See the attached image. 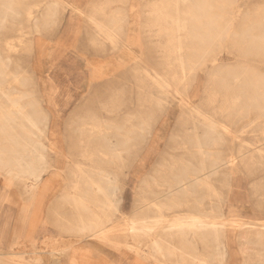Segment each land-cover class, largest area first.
Segmentation results:
<instances>
[{
  "label": "rangeland",
  "instance_id": "1",
  "mask_svg": "<svg viewBox=\"0 0 264 264\" xmlns=\"http://www.w3.org/2000/svg\"><path fill=\"white\" fill-rule=\"evenodd\" d=\"M64 1L0 0V16L10 19L2 28L0 24V61L8 74L0 83L9 99L18 103L17 108L8 107L10 121L0 124L9 133L0 137V264H134L136 257L145 264H172L170 251L168 262L159 261L149 253L153 240L128 230L131 221L148 216L143 214L154 203H167L172 194L185 193L177 183L182 178L174 162L194 164L195 160L177 148L194 129V122L184 123L185 104L171 98L166 106L146 103L158 89L150 86L145 72L167 75L177 71V47H167V37H156L158 29L147 27L152 6L159 0ZM101 5L104 12L97 20L119 34L118 45L97 36L89 25L88 17ZM216 5V16L223 18L221 37L215 39L211 51L202 46L199 54H193L192 40H186L184 62L190 67L197 59L189 76L191 105L224 122L218 113L223 94L218 93L213 103L206 101L210 80L215 78L220 91L221 83L235 78H221L220 70L239 65L264 79V53L242 56L236 45L244 19L256 16L242 12L263 8L264 0H216ZM224 10L238 13H221ZM250 23L248 41L261 38L263 44L264 24L253 28L252 20L246 25ZM8 43L16 48L9 50ZM165 48L171 50L168 65ZM144 82L148 84L140 89ZM5 102L12 104L8 99ZM150 111L154 117L147 114ZM243 124H247L245 134L238 132L240 124L235 125L239 139L224 141L218 152L221 156L245 154L255 164H240L235 170L231 191L222 190L221 210L229 220L262 224L264 162L258 151L264 149V136L253 117ZM82 171L95 175L110 195L116 208L110 218L103 216L105 203L88 200L98 190ZM215 176L211 175L212 183L221 188ZM201 189L195 191L199 197ZM210 204L206 199L202 207L208 209ZM98 224L104 232L99 239L82 232V226L96 228ZM249 227L230 225L221 238L222 261L212 258L208 263L264 264V248L244 236ZM188 237L198 257L204 248L197 237Z\"/></svg>",
  "mask_w": 264,
  "mask_h": 264
},
{
  "label": "bare ground",
  "instance_id": "2",
  "mask_svg": "<svg viewBox=\"0 0 264 264\" xmlns=\"http://www.w3.org/2000/svg\"><path fill=\"white\" fill-rule=\"evenodd\" d=\"M121 1L125 3L127 0ZM56 2H63L66 4V1L64 0H56ZM67 5L68 7H73V5H70L69 3H67ZM210 6L211 4L209 1L204 0H159L152 6L147 25V27L151 29H158L155 31L156 37H167V47H177L175 51L177 71L174 73H168L167 75H161L159 73L151 74L148 73V71L145 72V78L147 79V82L150 83V86L158 89L157 95H150L151 98L149 97L146 99V103L149 105L155 103L157 105L166 106V102L170 101L169 99L171 98L181 100V102L185 104L186 111L183 112V117L185 118L184 123L190 121L194 122V129L185 134V138L178 142L177 148L194 156L195 160L193 161L194 164L192 162L190 164L174 162V164H178L179 166V173H181L179 178H182V180L181 182L179 180L177 183L182 184L181 187L185 191L184 194H180L181 196H175L172 194V197H169L167 203H154L153 206L149 207L148 211L144 212L143 215H148L146 218L142 217L133 220L129 223V226H127L132 235L141 232L154 241L158 258L165 257V249L170 247L168 238H172L178 234L180 236L184 235L185 238H187L190 233H194L196 237L200 238L204 250L200 257L194 259L186 249L181 255V261L184 264H189L193 261L198 264H209L208 261L212 258L216 262H221L223 259V245L221 238L225 234L226 229L232 224L238 227H253H249L248 229L251 230L244 236L253 238L254 242L259 246L261 245V248H264V223H240L236 220H229L221 210L223 202L222 190L225 188L226 190L229 189L231 191L229 182L231 181L235 170L240 164L243 166L254 165V161L249 159L253 157L245 154L235 155L234 153L221 156L218 152L224 141H228L229 139L230 141L238 140L239 137L236 135L238 132H240V134H245L244 129L247 128V124H243V122L249 117H253L254 121H257L258 125L261 126L260 132L264 136V79L255 76V70H250L243 65H239V67L234 69L223 67L220 70L222 72L221 78L228 79L230 76L235 77L233 81L228 80L225 84L221 83L220 91L218 90L219 83L216 82L215 78L210 80V90L207 91L206 101L213 103L218 93L223 94L224 101L219 108L218 113L224 118V122L207 116L201 107L192 106L191 104L193 103L188 97L190 89L189 76L192 75L191 72L195 71L197 67V59L196 57L193 59L192 66L188 67L186 65L184 62V55L186 53L185 49L187 46L185 41L192 40V52L193 54L195 52L199 54L202 50V46H205V49L211 51L215 45V39L221 37L219 25L223 22V18H219L218 16L209 13ZM103 7L104 5H101L98 10H94L95 12L88 17L89 25L93 26L96 30L97 36H100L101 38L103 37L107 42L114 46L118 45L119 34L112 29H109L110 27L106 26V24L97 20V15L104 12ZM72 10L79 11L76 7H73ZM28 14L29 16L31 15V13ZM7 22H10L9 18L0 16L1 28ZM262 22V17L255 16L252 19L253 28L258 27ZM247 23L248 22H246L243 25V28L237 32L236 38L238 39V42L236 45L239 46L237 51L242 56L248 54L256 57L262 56L264 48L262 49L258 46L259 40H252V43L248 41L249 38L246 36V33H248L249 25L247 26ZM256 33H259L258 29H256ZM259 36L260 33L257 37ZM249 45H252V47ZM6 46L9 50H14L16 48L12 43H8ZM126 46L127 45L124 44V47ZM170 51L169 48H165L164 50V62L166 65H168V62L170 61ZM231 72L240 73L232 75L230 74ZM5 75L8 76L3 67V62L0 61V79ZM214 77H216V75ZM16 81L20 82V78L16 77ZM147 82L141 84L140 89H144L148 84ZM21 86L24 88V91L27 90L25 85ZM142 94L146 96L145 91H143ZM163 95H166V97ZM5 99H8L12 104L9 106L6 105ZM17 105L18 103L15 102L14 99H9V95L3 88V83H0V124L4 121H10L12 114L8 107L17 108ZM149 113L154 117L153 111H150L147 114ZM238 124H240L239 126H241V130L236 133L234 132V128L235 125ZM6 135H9V133L2 130L0 126V137ZM258 152L260 153L262 162H264V149H259ZM103 156L107 157L108 154L103 153ZM82 173L85 174L88 182L93 184L98 190V193L90 196L88 200L94 202L102 201L105 203L107 208L103 209V216L105 218H110L116 210L111 201L110 195L102 186L98 185L99 181L95 175L87 174L86 171H82ZM198 173H201L202 175L200 178ZM28 174H30V172ZM214 174L216 175V180L218 179L221 188L215 187L212 183L211 175ZM174 180L176 182L178 179ZM199 187H201V190L203 191L201 197H199L200 195L198 192L197 194L195 193L196 189ZM75 188L78 189L77 186ZM206 199L211 203L208 209L202 207ZM212 201H215V203L213 204ZM218 201L219 204L217 203ZM182 208H188V210L184 214L176 216L175 219L166 221L164 216L166 211H176ZM81 228L82 232L85 231L90 233L88 234V237L99 239L100 236L104 234L103 231L99 230V224L96 228L91 226H82ZM160 230L161 232L163 231V235H161L158 240H155L153 236ZM210 239L212 241L214 240L213 242L215 246L211 244L212 241ZM183 246L187 248L185 243L182 244V247ZM126 247L133 248L131 245H127ZM258 252L256 251L254 255L258 256ZM8 260L11 261L10 259ZM249 260L253 262L256 258L252 256ZM23 264L27 263L24 262Z\"/></svg>",
  "mask_w": 264,
  "mask_h": 264
},
{
  "label": "crops",
  "instance_id": "3",
  "mask_svg": "<svg viewBox=\"0 0 264 264\" xmlns=\"http://www.w3.org/2000/svg\"><path fill=\"white\" fill-rule=\"evenodd\" d=\"M204 1H209V3L211 4V6H210V12L209 13H212L213 15H217V11H216V0H204ZM238 2H240V0H238ZM242 7V6H241ZM221 13H223V14H229V13H231V14H234V13H238V12H229V11H226V10H224V11H222ZM242 14H245L246 16H249V15H262V14H264V7L263 8H257L256 10H254L253 12H248V13H244V12H242ZM254 18V17H253ZM252 18V19H253ZM247 17L244 19L245 20V23L246 22H249V21H251L252 19H248V21H247ZM244 23V24H245ZM262 24H264V17H263V22H262ZM250 25H251V23L249 24V29H250ZM249 29H248V31H249ZM246 36H247V33H246ZM248 37V36H247ZM249 40H250V35H249ZM259 44H258V46L260 47V46H264V44H261V38H259ZM215 46V45H214ZM250 46V45H249ZM181 209H179V210H176V211H171L172 212V214L170 215V213H168L169 215L167 216V213L166 212H168V211H166L165 213H164V216H165V218H166V221H171V220H173V219H175L176 218V216H180L181 214H184L186 211H180ZM169 217H171V218H169ZM159 233H157L158 235H157V237H155L154 239L155 240H158L159 239V237L161 236V235H163V231L161 232V230L160 231H158ZM190 234H192L193 235V239L194 240H197V238H196V235L194 234V233H190ZM156 235V234H155ZM154 235V236H155ZM153 236V237H154ZM168 240H169V244H170V247L168 248V249H165V252H164V255H165V257L164 258H158V253H157V250L155 249V246H154V241L153 242H151V244H150V246H152L151 247V249H152V251H150L149 253H150V255H152V256H154V257H157L156 259L157 260H161L162 262L163 261H167L168 262V259L170 260V262H172V264H184L182 261H181V255H182V253L183 252H185V250L187 249V251H188V253L192 256V258H194V259H196V258H198V257H200V255H201V252H200V255L198 256V257H196V252H195V248H194V244L193 243H191L190 241H191V238H189L188 236H187V238H185V236L183 235V236H180L179 234L178 235H176V236H174V237H172V238H168ZM198 241L200 242V244H201V241H200V238H198ZM183 243H185L186 244V247L187 248H185L184 246L182 247V244ZM170 251V253H171V257H169L168 259H167V253ZM155 260V259H154ZM145 263H147V262H139L138 260H137V257H136V259H135V263L134 264H145ZM198 264L197 262H190L189 264ZM170 264V263H169Z\"/></svg>",
  "mask_w": 264,
  "mask_h": 264
}]
</instances>
